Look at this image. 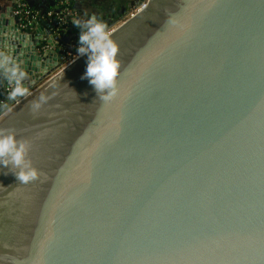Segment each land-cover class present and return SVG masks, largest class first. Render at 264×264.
I'll return each instance as SVG.
<instances>
[{
	"label": "water",
	"instance_id": "1",
	"mask_svg": "<svg viewBox=\"0 0 264 264\" xmlns=\"http://www.w3.org/2000/svg\"><path fill=\"white\" fill-rule=\"evenodd\" d=\"M23 16L0 5L29 90L0 70V129L39 174L0 167V264H264V0H142L106 100Z\"/></svg>",
	"mask_w": 264,
	"mask_h": 264
},
{
	"label": "clouds",
	"instance_id": "2",
	"mask_svg": "<svg viewBox=\"0 0 264 264\" xmlns=\"http://www.w3.org/2000/svg\"><path fill=\"white\" fill-rule=\"evenodd\" d=\"M73 24L80 29L76 52L79 56H87V66L82 79H87L93 86L96 95L108 99L114 94L120 72L117 59L119 46L111 38L105 22L95 14L87 19H74ZM0 70L4 77L13 85L8 93L10 99L28 94L24 85L26 72L8 55H0ZM41 102L44 97L41 96ZM40 103L33 105L38 109ZM29 146L17 140L10 129H0V167L13 169L20 183L27 184L38 178V170L27 160Z\"/></svg>",
	"mask_w": 264,
	"mask_h": 264
},
{
	"label": "crops",
	"instance_id": "3",
	"mask_svg": "<svg viewBox=\"0 0 264 264\" xmlns=\"http://www.w3.org/2000/svg\"><path fill=\"white\" fill-rule=\"evenodd\" d=\"M142 0H73L75 9L74 19H87L95 14L106 25L121 22L133 14L140 7ZM1 6L14 5L20 10L30 11L37 17L36 24L43 23L48 33H53L56 39L63 44L67 54L78 45L79 31L73 21L65 29H60L55 19H48L47 13L57 9L58 0H0Z\"/></svg>",
	"mask_w": 264,
	"mask_h": 264
},
{
	"label": "built area",
	"instance_id": "4",
	"mask_svg": "<svg viewBox=\"0 0 264 264\" xmlns=\"http://www.w3.org/2000/svg\"><path fill=\"white\" fill-rule=\"evenodd\" d=\"M23 13V18L27 23H30L31 20L37 21V17L35 15H31L30 11L20 10ZM75 17V9L73 7V0H58L57 9L54 11H50L47 13L48 19H55L58 27L60 29H65L70 21H73ZM78 46V45H77ZM76 51H73V54L69 53V55L76 56ZM12 84L9 85L11 87Z\"/></svg>",
	"mask_w": 264,
	"mask_h": 264
},
{
	"label": "rangeland",
	"instance_id": "5",
	"mask_svg": "<svg viewBox=\"0 0 264 264\" xmlns=\"http://www.w3.org/2000/svg\"><path fill=\"white\" fill-rule=\"evenodd\" d=\"M144 3H145V2H144ZM144 3H143V4H144ZM137 10H138V9H137ZM135 12H136V11H134L133 13H135ZM76 48H77V47H74V50H73V51H76ZM73 51L71 52V54H73ZM6 97H7L8 99H10V98L8 97V95H7Z\"/></svg>",
	"mask_w": 264,
	"mask_h": 264
}]
</instances>
